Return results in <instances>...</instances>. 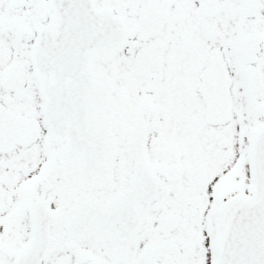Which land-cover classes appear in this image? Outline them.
<instances>
[{
    "label": "snow or ice",
    "instance_id": "6c2138e0",
    "mask_svg": "<svg viewBox=\"0 0 264 264\" xmlns=\"http://www.w3.org/2000/svg\"><path fill=\"white\" fill-rule=\"evenodd\" d=\"M0 264H264V0H0Z\"/></svg>",
    "mask_w": 264,
    "mask_h": 264
}]
</instances>
